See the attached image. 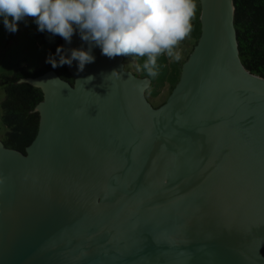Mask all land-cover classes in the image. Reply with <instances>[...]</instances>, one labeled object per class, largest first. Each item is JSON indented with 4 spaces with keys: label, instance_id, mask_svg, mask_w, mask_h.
<instances>
[{
    "label": "water",
    "instance_id": "95a60500",
    "mask_svg": "<svg viewBox=\"0 0 264 264\" xmlns=\"http://www.w3.org/2000/svg\"><path fill=\"white\" fill-rule=\"evenodd\" d=\"M201 7L158 107L99 46L73 83L25 80L44 98L25 153L0 140V264H264V77L241 60L235 1ZM62 42L89 48L78 28Z\"/></svg>",
    "mask_w": 264,
    "mask_h": 264
},
{
    "label": "clouds",
    "instance_id": "9594fccd",
    "mask_svg": "<svg viewBox=\"0 0 264 264\" xmlns=\"http://www.w3.org/2000/svg\"><path fill=\"white\" fill-rule=\"evenodd\" d=\"M195 10V0H0V17L9 32H16L29 17L39 31L69 43L76 29L80 30L89 48L72 49L71 57L65 58L60 55L63 48L58 47L59 62L51 56L47 61L52 67L71 66L78 60V71H83L95 60L92 46H99L109 58H143L142 68L152 78L158 75L160 54L181 60L177 46L188 36ZM93 79L90 75L85 81Z\"/></svg>",
    "mask_w": 264,
    "mask_h": 264
},
{
    "label": "trees",
    "instance_id": "16d2710c",
    "mask_svg": "<svg viewBox=\"0 0 264 264\" xmlns=\"http://www.w3.org/2000/svg\"><path fill=\"white\" fill-rule=\"evenodd\" d=\"M234 1V21L241 60L247 68L264 77V0ZM35 33L42 42L55 39L49 53L57 63L60 55L66 58L64 49L57 55V48L62 47L60 36H54L47 31L41 32L38 27ZM63 67L66 68V64ZM59 68L52 67L49 62L33 70L19 66L12 74L2 78L1 83L5 91V97L1 102L2 121L7 128L5 139L2 141L6 147L25 153L39 130L40 113L35 111V108L43 100L44 93L40 87L25 80L36 78L51 70L59 72Z\"/></svg>",
    "mask_w": 264,
    "mask_h": 264
},
{
    "label": "rangeland",
    "instance_id": "374dc122",
    "mask_svg": "<svg viewBox=\"0 0 264 264\" xmlns=\"http://www.w3.org/2000/svg\"><path fill=\"white\" fill-rule=\"evenodd\" d=\"M195 3L196 10L190 20L191 30L188 36L177 46V50L180 51L182 56L180 61H174L166 54H160L158 56V75L152 78L142 68L143 58L122 56L123 62L125 60V69L133 70L140 78L151 80L150 85L145 90V95L154 107L160 106L164 101L166 102L173 88L180 81L184 62L188 60L199 40L201 34V0H195ZM37 27L38 25L34 19L29 17L19 23L16 32H9L4 26L3 18L0 17V140L5 139L7 131L2 121L1 102L5 97V91L1 83L2 78L12 74L19 66H24L28 70L43 67L50 57L49 48L55 42L54 38L47 42L39 40L35 33ZM61 44L65 50L62 38ZM59 67V74L73 83L75 78L69 71L68 65L66 64V68Z\"/></svg>",
    "mask_w": 264,
    "mask_h": 264
},
{
    "label": "flooded vegetation",
    "instance_id": "af4514ba",
    "mask_svg": "<svg viewBox=\"0 0 264 264\" xmlns=\"http://www.w3.org/2000/svg\"><path fill=\"white\" fill-rule=\"evenodd\" d=\"M124 62H125V60H124ZM133 71V70H132ZM134 73H136V72H134ZM58 74H59V72H58ZM60 75V74H59ZM61 76V75H60ZM63 79H65V80H68V79H66V78H64L63 76H61Z\"/></svg>",
    "mask_w": 264,
    "mask_h": 264
},
{
    "label": "bare ground",
    "instance_id": "6f19581e",
    "mask_svg": "<svg viewBox=\"0 0 264 264\" xmlns=\"http://www.w3.org/2000/svg\"><path fill=\"white\" fill-rule=\"evenodd\" d=\"M69 51V50H68Z\"/></svg>",
    "mask_w": 264,
    "mask_h": 264
}]
</instances>
